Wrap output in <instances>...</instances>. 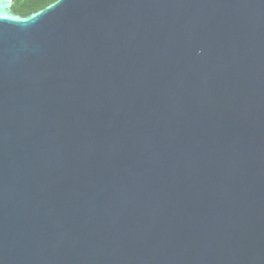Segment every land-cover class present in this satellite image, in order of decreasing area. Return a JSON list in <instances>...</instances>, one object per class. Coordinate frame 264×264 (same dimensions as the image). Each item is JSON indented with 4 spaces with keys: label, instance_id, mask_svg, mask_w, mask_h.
<instances>
[{
    "label": "water",
    "instance_id": "water-1",
    "mask_svg": "<svg viewBox=\"0 0 264 264\" xmlns=\"http://www.w3.org/2000/svg\"><path fill=\"white\" fill-rule=\"evenodd\" d=\"M0 0V264H264V0Z\"/></svg>",
    "mask_w": 264,
    "mask_h": 264
},
{
    "label": "trees",
    "instance_id": "trees-1",
    "mask_svg": "<svg viewBox=\"0 0 264 264\" xmlns=\"http://www.w3.org/2000/svg\"><path fill=\"white\" fill-rule=\"evenodd\" d=\"M56 0H13L12 9L18 15H27L44 9Z\"/></svg>",
    "mask_w": 264,
    "mask_h": 264
}]
</instances>
